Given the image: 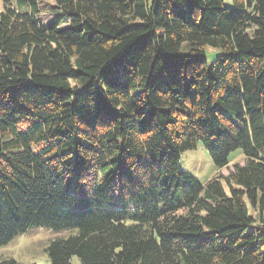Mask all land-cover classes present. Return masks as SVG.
Listing matches in <instances>:
<instances>
[{
  "label": "trees",
  "instance_id": "obj_1",
  "mask_svg": "<svg viewBox=\"0 0 264 264\" xmlns=\"http://www.w3.org/2000/svg\"><path fill=\"white\" fill-rule=\"evenodd\" d=\"M37 1L0 0V247L45 226L49 264H264V0ZM198 143L245 162L202 183Z\"/></svg>",
  "mask_w": 264,
  "mask_h": 264
},
{
  "label": "rangeland",
  "instance_id": "obj_2",
  "mask_svg": "<svg viewBox=\"0 0 264 264\" xmlns=\"http://www.w3.org/2000/svg\"><path fill=\"white\" fill-rule=\"evenodd\" d=\"M13 4L16 5V0ZM224 4L228 7L233 6L232 0H224ZM52 5V0L37 1L38 11H40L37 17H40L44 24L53 18ZM219 55L220 51L210 46L206 48L204 53L208 61H214ZM245 159L242 151L237 149L229 155L227 167L218 170L213 165L207 150L201 143H198L194 149L182 153L179 168L198 181L205 183L216 175L226 176L236 164H244ZM251 213L255 215V212ZM67 236L68 232L55 233L45 226H31L8 244L0 247V263L15 261L21 264H49L46 248L52 240ZM72 264H79V260L73 257Z\"/></svg>",
  "mask_w": 264,
  "mask_h": 264
}]
</instances>
